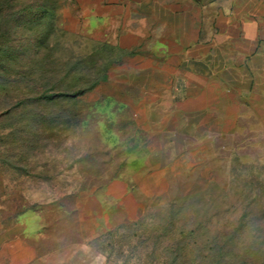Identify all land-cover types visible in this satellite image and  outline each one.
Returning a JSON list of instances; mask_svg holds the SVG:
<instances>
[{"label": "rangeland", "instance_id": "374dc122", "mask_svg": "<svg viewBox=\"0 0 264 264\" xmlns=\"http://www.w3.org/2000/svg\"><path fill=\"white\" fill-rule=\"evenodd\" d=\"M129 5L0 0V204L116 264L225 243L229 264L264 263V161L161 129L174 116L134 60L150 54L119 45Z\"/></svg>", "mask_w": 264, "mask_h": 264}, {"label": "crops", "instance_id": "0c3cea01", "mask_svg": "<svg viewBox=\"0 0 264 264\" xmlns=\"http://www.w3.org/2000/svg\"><path fill=\"white\" fill-rule=\"evenodd\" d=\"M129 2L119 45L150 54L134 60L145 81L159 82L145 97L167 100L160 114L174 116L161 129L182 132L179 146L233 148L264 161V0ZM6 210L0 204V264H116L37 209Z\"/></svg>", "mask_w": 264, "mask_h": 264}, {"label": "trees", "instance_id": "16d2710c", "mask_svg": "<svg viewBox=\"0 0 264 264\" xmlns=\"http://www.w3.org/2000/svg\"><path fill=\"white\" fill-rule=\"evenodd\" d=\"M81 91L77 92V93H81ZM186 244L185 245V249L190 251L191 247L190 245ZM216 246L214 247L213 245L210 246L207 250H203L204 253L202 256L198 257V258H191V257H187V255L184 254V256H180L178 252H173L170 251L168 252V256H166L165 258V264H211L213 263V260L215 258V256H220V261L217 262L218 264H229V262H226L225 259L223 260L222 257L224 256L223 251L226 250L229 251V247L230 245L228 243H225L224 245H218L215 244ZM217 249V250H216ZM241 256L240 258H236L233 264H248L247 260H245L243 257L244 255L242 254H235V257ZM218 261V260H217ZM259 264H264V263H259Z\"/></svg>", "mask_w": 264, "mask_h": 264}]
</instances>
